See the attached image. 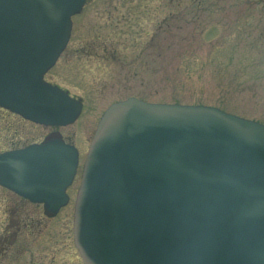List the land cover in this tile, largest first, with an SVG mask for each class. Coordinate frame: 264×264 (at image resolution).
Segmentation results:
<instances>
[{
	"label": "water",
	"instance_id": "obj_1",
	"mask_svg": "<svg viewBox=\"0 0 264 264\" xmlns=\"http://www.w3.org/2000/svg\"><path fill=\"white\" fill-rule=\"evenodd\" d=\"M85 2L0 0V105L45 124L78 117L82 102L44 74ZM78 155L59 137L2 153L0 182L55 211ZM74 233L85 264H264V124L205 104L113 103L90 145Z\"/></svg>",
	"mask_w": 264,
	"mask_h": 264
},
{
	"label": "rangeland",
	"instance_id": "obj_2",
	"mask_svg": "<svg viewBox=\"0 0 264 264\" xmlns=\"http://www.w3.org/2000/svg\"><path fill=\"white\" fill-rule=\"evenodd\" d=\"M73 21L45 78L82 99L80 117L52 127L0 106V151L59 132L80 148L82 169L102 113L129 96L214 105L264 123V0H88ZM3 197L23 205L0 187ZM23 207L32 218L23 241L28 249L14 252L18 241L4 264H84L74 244L72 203L55 218L35 204Z\"/></svg>",
	"mask_w": 264,
	"mask_h": 264
},
{
	"label": "flooded vegetation",
	"instance_id": "obj_3",
	"mask_svg": "<svg viewBox=\"0 0 264 264\" xmlns=\"http://www.w3.org/2000/svg\"><path fill=\"white\" fill-rule=\"evenodd\" d=\"M59 135L61 136L59 132L57 133L54 131H50L47 135H45L44 139L41 140L40 143L48 139H51L53 137L59 136ZM13 144H10V145L12 146ZM14 148L16 147L12 146L9 149L2 150V152L6 150L14 149ZM80 178H81V173L80 171H78L73 182L66 189L69 195L68 202L65 205H62L59 211L57 212H53L47 209L45 206V202L32 201L30 198L20 195L14 190L9 189L3 185H0V187L11 192L12 194L17 195L19 199L22 201L21 203L23 205L25 202H28L31 204H35L38 207L40 206L42 208V212L45 217L55 218L61 213V211L65 207H67L71 203L73 207L75 206L76 194H77V191L80 185ZM77 181L79 182L78 186H76ZM15 203H16L15 201H9L7 197H3V200L0 201V205L2 206L1 213H0V264H4V261L10 258L11 254L13 253L10 251L12 247H14L18 241L22 243L19 244L16 250L14 249V252L18 250L25 252L28 249V247L24 246L23 241H25L30 235V232L27 230L31 228L30 220H32V218L30 216L29 211H25L23 205L15 206ZM19 264H50V263L45 262V260L31 259L27 263L23 261V262H20Z\"/></svg>",
	"mask_w": 264,
	"mask_h": 264
}]
</instances>
